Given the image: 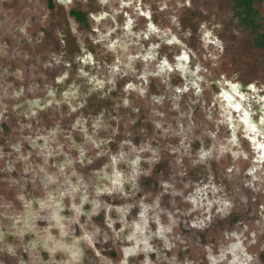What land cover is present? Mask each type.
<instances>
[{
	"label": "rangeland",
	"instance_id": "obj_1",
	"mask_svg": "<svg viewBox=\"0 0 264 264\" xmlns=\"http://www.w3.org/2000/svg\"><path fill=\"white\" fill-rule=\"evenodd\" d=\"M249 1L0 0V264H264Z\"/></svg>",
	"mask_w": 264,
	"mask_h": 264
},
{
	"label": "flooded vegetation",
	"instance_id": "obj_2",
	"mask_svg": "<svg viewBox=\"0 0 264 264\" xmlns=\"http://www.w3.org/2000/svg\"><path fill=\"white\" fill-rule=\"evenodd\" d=\"M66 118L67 117V113H65L64 115H63V118ZM10 127L9 126V122L6 120V119H2V120H0V154L3 152L4 154H5V157H3L2 156V154H1V156H0V187H1V190H0V209L1 208H5V209H7L6 208V206H9L10 204H11V206H12V199L11 198H8L6 195V192L4 193V191L5 190H7L6 188H8V185L5 183V177H4V173L5 172H7L8 170H12L13 169V167L12 166H10V163H7L6 162V164L4 163V161H2V159L3 160H6L7 161V159H11L12 160V157H10L11 156V152H9V149H8V147L9 148H11V150L10 151H13V150H15V151H18V150H22V146L20 145L19 146V144L16 142V140H17V137H18V132L16 133V134H14V133H12V135H14V136H12V138H9L8 139V135H7V132H8V128ZM5 128H7L6 129V131H5ZM14 131V130H13ZM16 136V137H15ZM14 137V138H13ZM76 146H77V144H76ZM96 153L97 154H99L98 153V151H96ZM102 152L100 151V154H101ZM2 158V159H1ZM12 165V164H11ZM13 172L14 171H16V170H12ZM9 173H11V172H9ZM17 179L15 178V181H16ZM20 184V186H21V182L19 183ZM13 186H15V185H13ZM16 187V186H15ZM17 187H18V184H17ZM12 190V192L14 193L15 192V190L12 188L11 189ZM15 195V194H14ZM16 196V195H15ZM5 199L6 200H8V201H5ZM1 212V211H0ZM2 212H4V211H2ZM124 250H126L125 252H127V251H131L132 250V252L133 251H135V248L133 247H130L129 245L127 246V247H125L124 248ZM125 254V253H124ZM111 261V260H110ZM132 262H134V264H137V261H135V260H133ZM105 264H111V262H109L107 259L105 260Z\"/></svg>",
	"mask_w": 264,
	"mask_h": 264
},
{
	"label": "trees",
	"instance_id": "obj_3",
	"mask_svg": "<svg viewBox=\"0 0 264 264\" xmlns=\"http://www.w3.org/2000/svg\"><path fill=\"white\" fill-rule=\"evenodd\" d=\"M235 7H236V12H238L239 14H243L242 16H244V19H250L252 20L253 18V8L250 4L249 0H236L235 2ZM261 35L264 38V32L261 33Z\"/></svg>",
	"mask_w": 264,
	"mask_h": 264
}]
</instances>
